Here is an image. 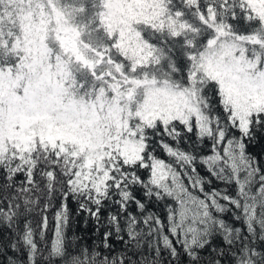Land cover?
I'll return each mask as SVG.
<instances>
[{
	"label": "snow or ice",
	"instance_id": "obj_1",
	"mask_svg": "<svg viewBox=\"0 0 264 264\" xmlns=\"http://www.w3.org/2000/svg\"><path fill=\"white\" fill-rule=\"evenodd\" d=\"M0 264H264V0H0Z\"/></svg>",
	"mask_w": 264,
	"mask_h": 264
}]
</instances>
